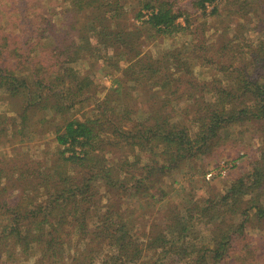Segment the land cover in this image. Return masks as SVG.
I'll use <instances>...</instances> for the list:
<instances>
[{"label": "trees", "instance_id": "trees-1", "mask_svg": "<svg viewBox=\"0 0 264 264\" xmlns=\"http://www.w3.org/2000/svg\"><path fill=\"white\" fill-rule=\"evenodd\" d=\"M8 1V7L0 6V96L10 99L17 116L0 114V264H19L17 251H23L25 261L37 257L34 264H58L67 255L71 264L255 263L257 249L248 248L252 237L246 231L252 226L264 235V149L249 178L240 177L226 194L207 199L184 189L181 201L165 211L164 225L152 223L149 232L146 226L135 227L146 215L138 217L137 209L153 210L155 198L167 196L164 189L154 191L142 205L134 207L129 201L118 211L107 208L93 230L90 211L99 183L107 191L121 189L143 199L172 171L201 172L199 162L229 138L231 127L257 125L264 133V77L259 71L264 67V16L259 17L264 2L259 8L252 0H193L188 11L177 0H63L66 20L61 26L42 12L32 11L29 17L27 2L22 7L20 0ZM193 12L202 18L198 27ZM242 13L254 25L249 32L261 34L244 47L234 36L222 39L215 57L210 47L199 54L187 52V57L174 48L162 58L142 49L149 41L183 33L198 34V41L206 43L211 28L230 36L240 26L235 19L243 20ZM25 27L28 37L23 42ZM91 56L101 61L104 73L118 74L110 89L97 87L105 95L102 100L96 97L98 90H92L93 80L75 67ZM249 58L255 71L248 67ZM238 59L245 67H234ZM199 61L215 66L221 78L212 76L204 84L193 78ZM180 73L186 74L190 89L178 94ZM130 82L135 84L127 86ZM136 84L148 91L147 109L134 102ZM185 98L193 99V106H173ZM91 100L97 102L91 110L94 117L78 113L79 118L69 115L57 125L56 115L67 117L76 105L82 110ZM49 126L57 146L49 161L47 156L42 159L45 165L29 157L20 164L19 154L7 159L9 150H18L16 143L24 142L31 131L43 133ZM125 149L133 155L121 162L108 158ZM147 151L154 154L144 167L148 176L140 177L131 193L126 185L143 161L140 153ZM130 157H135L134 164ZM184 205L190 206L186 213Z\"/></svg>", "mask_w": 264, "mask_h": 264}, {"label": "rangeland", "instance_id": "rangeland-1", "mask_svg": "<svg viewBox=\"0 0 264 264\" xmlns=\"http://www.w3.org/2000/svg\"><path fill=\"white\" fill-rule=\"evenodd\" d=\"M253 2L251 4L254 5V7H259V4L264 1L260 0H252ZM9 2L8 0H1L0 6L8 7L7 4ZM22 7H24L25 2L29 5V17H32L33 13L42 12L46 17L54 18V21L57 22V25L64 26V21L66 20L63 14V11L65 9V4L63 0H20ZM193 0H177V4L182 6L185 10L192 11L193 9ZM17 3V1H16ZM8 10V9H7ZM211 10V8H209ZM10 11V10H8ZM33 11V13H31ZM3 15V10H0V16ZM193 18H195V24L198 27L200 24L199 21L202 20V18L197 17V14L193 12L191 14ZM199 15V14H198ZM201 15V14H200ZM264 14L262 13V10L260 8L259 17H263ZM243 20L240 17H237L235 19V23H240V26H237V30L232 31L231 35H227L225 37L221 36L220 34L223 33V30L221 28H211L210 31L207 34V41L206 43H202L201 41H198V34H196L195 37L189 36L186 33L180 34V36H177L174 39H170L168 36L165 38H158L156 40V43L154 41H149L147 44L142 45V49L144 53L148 52V54L152 55L153 57H161L162 53L166 52L167 50H174V48L182 50L185 57H187V52H192L193 50L197 51V53H201L204 49L209 48L211 49L210 55H215V51L219 49L223 41H226L228 39H232L234 36H237L236 42L239 43L241 47L246 46L251 41L256 42L258 37L261 35L260 33L249 32V29L251 26H254L253 24L248 23L245 18L244 14L242 13ZM256 20V16H252ZM1 20V19H0ZM182 23H184L183 19H180ZM213 21L210 20L209 23H212ZM199 23V24H198ZM248 23V24H247ZM222 24V23H221ZM184 25V24H182ZM220 25V23H218ZM233 26V22L230 24V26ZM243 25H246L244 28ZM234 26L233 28H235ZM25 30L22 31L21 37L22 41L28 37V33ZM246 29V30H245ZM199 33L200 28L197 30ZM194 39V40H193ZM30 45V42H29ZM234 46V43H233ZM92 57V56H91ZM90 57V58H91ZM244 55L240 56L242 59ZM162 58V57H161ZM241 59H238V61L235 63L234 67H245L243 61H240ZM92 60L96 62H92ZM213 62H218L217 60ZM226 62V60H224ZM243 62V66H242ZM249 62V68H252L255 71V68L251 65V59H248ZM125 66L128 65V63H123ZM101 61L97 58L92 57L91 61L88 62H79L75 64V67L79 70L80 75L82 77H89L93 80L94 85L92 87V90H98V88L103 87L110 89L113 85V81L118 77V74L112 75L104 73V70H101ZM194 68V75L193 78L201 79V84H204V80H211L213 77H220V74L217 72V68L215 66L205 64L202 61H199ZM248 68V70H249ZM250 71V70H249ZM260 73H262L264 77V67L259 70ZM173 72V71H172ZM190 76V75H189ZM187 78L186 74L180 73V81H178L179 90L178 94L184 92H187L190 89V86L186 83L185 78ZM221 78V77H220ZM264 80V78H263ZM134 82H130V84H127V86L131 85V87L134 85ZM200 84V85H201ZM65 87V86H64ZM98 87V88H97ZM64 89V88H62ZM101 90V89H100ZM100 90H98V93L96 94L97 99L102 100L105 95ZM198 91H201V86L197 87ZM148 91H145L140 87L138 84H136V87L132 90V97L134 99V102L140 107L147 109V104L150 103V100H148ZM206 99L209 100L210 96L208 91H205ZM197 96H200L197 95ZM195 101L193 99L187 100L182 99L180 101H173V106L176 109H179L180 107H184L187 105L193 106ZM85 108L81 110V105H76L75 110L68 112L67 117L65 114L56 115V123L57 125H63L64 119L68 118L69 115H75L79 118L78 113L82 115V113H86L87 115H91L93 109H95L97 102L94 100H91L87 104H85ZM14 107L13 103L10 104V99L0 96V114H6L9 117L17 116L16 108ZM15 109V110H14ZM93 114H96L95 111H93ZM184 114H182L183 117ZM91 117H94L91 115ZM40 116H38V119ZM19 120L15 123L17 126L16 128H19ZM52 125V124H51ZM12 120H9V123L7 124V129L11 131L13 128ZM53 127V125H52ZM51 126L46 127L43 133L39 132H30L28 134V137L24 140V142H18L16 143L18 146L17 149H13L14 146H12V152H10L6 156L7 159L11 157V155L14 157V154H19L18 158L19 163L21 160L26 159V157H29L31 159H40V161L43 163L44 157L47 156L46 161H49L51 156L53 157V154L56 151L57 141L56 136L54 133H51ZM259 126L257 125H243V126H235L230 128L229 138L226 141H223L221 146L216 149L215 152L212 153V155L204 157L200 162L199 165L201 166L202 171L196 173L195 175L192 172L188 174L186 170H178V171H172L169 174H166L162 179H164L163 183H157L154 186V189L148 190L146 192V196L143 195V199H139L138 196L135 194H131L128 196V193L122 191L121 189L118 191H107L106 185L104 183L97 184L96 187L100 189V193H98V197L96 199V202L92 204L91 206V219L93 221V225L91 230H93V227H95V223L99 220L100 217H104V213L107 208L113 207L114 210L121 209L122 207H125L128 205L129 201L135 202L134 207L140 204V202H144V199L152 198L151 194L154 193V191L159 193V189L164 191L168 194L165 198H162L160 196H157L155 198L156 205L153 210L151 208L149 209H137L138 217H144L145 220L141 221L140 224H136L135 227H142L146 226V229L148 232L151 229L152 223L164 225V222H162V218L164 217L165 211L168 209L169 204H178L176 202L181 201V198L184 194H186L183 190L192 191L194 193L197 199H207L209 197H212L214 195H217L219 193L226 194L227 190L237 181L238 178L244 177L249 178V175L252 174L253 170V163L258 162L260 155L262 153V150L264 149V133L263 131H259ZM226 131V130H225ZM224 132V131H223ZM11 134V133H10ZM224 135L227 136L225 133ZM17 150V151H16ZM21 151V153H19ZM127 155H133L129 153L128 149H125L124 151H121L117 155L109 154V159H116L117 161L123 160L124 157H127ZM140 155H142V163L135 166L136 171H133V173H136L134 176L135 179L128 182L126 187L130 189V192L133 193L135 187L140 185L139 179L144 178L148 176L146 173H148V170L144 167L146 165H150L153 159V155L151 151L147 152H141ZM237 158L236 160H234ZM28 160V159H26ZM130 160L134 164L136 159L135 157H130ZM158 161H160L159 165H163L162 158L158 157ZM21 164V163H20ZM44 164V163H43ZM45 165V164H44ZM152 169L151 167H149ZM215 171L216 173H221V171L226 170V174H220V176L213 177L211 179L207 178V174L210 171ZM145 172V173H142ZM157 174H159V170H155ZM124 173H122V176L124 177ZM192 175V182L189 181V177ZM126 176V174H125ZM131 177V176H128ZM160 180V179H159ZM103 182V180H101ZM148 183V182H147ZM146 186H151V184H148ZM18 192H16L17 194ZM141 197V196H140ZM158 198V199H157ZM139 199V200H138ZM160 199H163L160 201ZM184 201V200H183ZM189 205H184L182 212L186 213L189 210ZM124 210V209H122ZM118 211V210H117ZM126 210L123 211L124 214ZM198 216V215H196ZM228 217H231L228 215ZM239 217V216H238ZM241 218H236L235 222H240ZM137 230V228H136ZM246 233H249V236L252 237L251 241L248 242L250 248L251 246L255 247L257 249V253L255 254V257H257V261L253 264H264V244L261 243V241L264 240V235L261 234V232L258 230V228L249 226ZM208 232H204L203 235L206 236ZM73 239H77V236L75 235ZM108 251V248L105 249ZM72 255L75 253L74 250L71 251ZM17 257L19 259V264H34L35 259L37 257H31L29 261H25L26 255L23 254V251H17L16 252ZM39 255V254H38ZM74 256V255H73ZM30 257V256H29ZM68 255L66 256V259L58 264H71L69 262Z\"/></svg>", "mask_w": 264, "mask_h": 264}, {"label": "built area", "instance_id": "built-area-1", "mask_svg": "<svg viewBox=\"0 0 264 264\" xmlns=\"http://www.w3.org/2000/svg\"><path fill=\"white\" fill-rule=\"evenodd\" d=\"M220 174H223L225 175L226 174V170L225 171H221V173H216L214 170L213 171H210L208 174H207V178L208 179H211L213 177H216V176H220Z\"/></svg>", "mask_w": 264, "mask_h": 264}]
</instances>
